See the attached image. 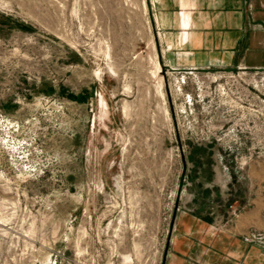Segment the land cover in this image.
<instances>
[{"label":"rangeland","instance_id":"1","mask_svg":"<svg viewBox=\"0 0 264 264\" xmlns=\"http://www.w3.org/2000/svg\"><path fill=\"white\" fill-rule=\"evenodd\" d=\"M147 0H0V264H163L176 213L264 252V70H173Z\"/></svg>","mask_w":264,"mask_h":264},{"label":"crops","instance_id":"2","mask_svg":"<svg viewBox=\"0 0 264 264\" xmlns=\"http://www.w3.org/2000/svg\"><path fill=\"white\" fill-rule=\"evenodd\" d=\"M153 47L173 70H264V0H147ZM163 264H264V252L191 212L176 213Z\"/></svg>","mask_w":264,"mask_h":264}]
</instances>
